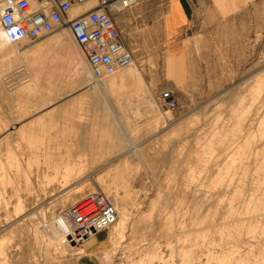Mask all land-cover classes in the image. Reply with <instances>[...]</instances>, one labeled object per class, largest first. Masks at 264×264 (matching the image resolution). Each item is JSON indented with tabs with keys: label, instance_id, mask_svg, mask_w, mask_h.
<instances>
[{
	"label": "rangeland",
	"instance_id": "obj_1",
	"mask_svg": "<svg viewBox=\"0 0 264 264\" xmlns=\"http://www.w3.org/2000/svg\"><path fill=\"white\" fill-rule=\"evenodd\" d=\"M145 1L114 9L140 70L112 93L118 110L131 113L126 127L116 121V135L82 133L91 119H114L90 109L93 89L99 106L110 100L67 30L34 44L0 38V264H70L85 255L84 244L63 243L59 212L97 188L124 219L105 230L103 264H264V0H220L235 6L227 13L195 0L180 46L163 35L165 14L147 19ZM62 34L73 48L50 47L36 89L29 59ZM61 98L69 99L62 111ZM98 137L117 141L77 140Z\"/></svg>",
	"mask_w": 264,
	"mask_h": 264
},
{
	"label": "built area",
	"instance_id": "obj_2",
	"mask_svg": "<svg viewBox=\"0 0 264 264\" xmlns=\"http://www.w3.org/2000/svg\"><path fill=\"white\" fill-rule=\"evenodd\" d=\"M124 0H2L0 24L8 42L34 44L62 29H68L78 43L93 75L102 79L136 64L134 51L114 17V5ZM88 2L87 11L72 10ZM167 97V96H166ZM166 106L174 111V99ZM69 231L63 238L70 246H82L100 231L113 227L118 211L112 198L97 188L59 212Z\"/></svg>",
	"mask_w": 264,
	"mask_h": 264
},
{
	"label": "crops",
	"instance_id": "obj_3",
	"mask_svg": "<svg viewBox=\"0 0 264 264\" xmlns=\"http://www.w3.org/2000/svg\"><path fill=\"white\" fill-rule=\"evenodd\" d=\"M139 1V0H138ZM215 5L219 8V10L223 13L230 12L233 7L231 4H225L226 6H231V7H225L224 3L221 2L220 0H213ZM146 11H147V19L151 23H156L158 21V18L160 17L161 14L166 15V20L161 21V28L163 35L166 39L178 41L179 46L181 44V41L183 40L184 36L189 33V31L192 28V22L194 21L195 17V12H194V4L195 0H146ZM140 2H138L136 5H139ZM224 5V6H223ZM174 15L177 16V19H174ZM167 18L169 21H167ZM121 29V28H120ZM123 32V31H122ZM124 34V33H123ZM181 48V47H180ZM75 73H82L83 71H74ZM86 72V71H85ZM91 73V71H90ZM92 75V73H91ZM91 87V86H90ZM118 90L112 91V93H117ZM98 96V93L95 92V90H92V96H90L89 100L91 104L95 103L96 105H91L89 106L90 109L92 110H97V111H102V110H108L109 114L108 117H111V114L113 116L114 121L105 125H99L95 124L94 121L91 119L90 123L87 125H91V127L85 128L82 133L87 134V133H101L102 135H116L117 134V125L116 121L118 120V123L125 125L126 127V122L125 118L130 119L131 118V113L128 112H122L118 110V104L116 102H112L111 100L109 101L108 105L105 106H99L98 99L96 98ZM81 98H78L77 100H74L73 98V105L75 103L80 102ZM66 101L68 104L69 99H64L62 100L61 98V111L65 110L66 108ZM116 103V104H115ZM123 103V102H122ZM126 105H122V107H125ZM77 109V113H74L73 111ZM74 110L72 111V116L78 117L80 120L82 118L81 114L78 112L80 108L74 107ZM113 112V113H111ZM65 115V113L61 112V117L62 115ZM68 114V113H67ZM101 114V113H100ZM99 116V114H97ZM88 116H91L88 114ZM102 116V114H101ZM161 118H163V114H160ZM81 121V120H80ZM93 125L101 126L103 127L102 130H94L92 128ZM125 133L129 131L128 129L122 130ZM80 141H90V140H96V141H117L116 137H105V138H81L77 139ZM125 155V154H124ZM122 156V154H121ZM128 158H125L122 160L121 163H119L116 167V173L119 175L120 170L122 167H124L128 163ZM109 232L106 233V231H100L96 233L93 237L88 239L84 245H85V250L86 254L74 259L70 264H103L100 258V254L103 250H105L108 246L106 245L107 243L110 244V239H109Z\"/></svg>",
	"mask_w": 264,
	"mask_h": 264
},
{
	"label": "bare ground",
	"instance_id": "obj_4",
	"mask_svg": "<svg viewBox=\"0 0 264 264\" xmlns=\"http://www.w3.org/2000/svg\"><path fill=\"white\" fill-rule=\"evenodd\" d=\"M91 3H93V5L89 6ZM138 3V0H124L120 5H114V9H118V8H122L124 6H127V5H132V4H137ZM0 4L1 6L3 7L2 5V0H0ZM95 5V2H88L86 4H84L83 6L81 7H78V8H75L72 10V14H76V13H81V12H84V11H87L88 9H90L91 7H93ZM1 14V13H0ZM67 30L71 35L72 33L68 30V29H65ZM73 36V35H72ZM0 38H2L3 40H7L6 36H5V33H4V30L0 24ZM73 39H75L73 37ZM76 41V40H75ZM10 43V42H8ZM78 44V43H77ZM16 45V44H15ZM53 46H58L60 47L61 49H64V50H67L69 52H71L72 50V42L70 41V38L68 37V34H62V35H59L58 37H56L53 41L51 42H48L44 45H42V47H40V50L38 51L37 55L35 57H30L29 59V64H30V67L32 68V71L30 69V67H27L26 68V75H28V79L30 81V85H33L36 87V89L40 86L39 85V77L41 75V72L43 71L42 69L44 68L45 66V63L47 60L50 59V47H53ZM79 46V45H78ZM16 53V52H15ZM17 55V54H15ZM34 55V54H33ZM81 55V54H80ZM15 57V56H14ZM54 58H57V56H53ZM6 59V58H5ZM82 59V58H81ZM55 60V59H54ZM60 60V59H59ZM53 61V60H52ZM61 62V61H60ZM58 61V63H60ZM7 63V62H6ZM53 63V62H52ZM87 63V66L89 68V70L91 71L92 73V76L93 78L96 80L95 84L97 85V88L100 89V91L104 94L107 95L106 97V100H112V91H116L118 89H123L126 87L127 83H129L130 78H133V77H139V69L136 64H134L133 66L131 67H127L125 69H122V70H119L117 73H119L120 71H125L126 74H124L120 79H110V80H105L106 78L108 77H111V76H114V75H111V76H107L105 78H102V79H99V78H96L94 75H93V72H92V69L90 67V65L88 64V62L86 61ZM54 64V63H53ZM55 65V64H54ZM12 66V65H11ZM6 67V66H4ZM134 67V68H133ZM8 71L10 72V70L8 69ZM1 72V71H0ZM3 73V72H2ZM1 73V74H2ZM24 73V74H25ZM4 76V75H3ZM136 80V79H134ZM133 80V81H134ZM135 83V82H133ZM139 83V82H138ZM137 83V84H138ZM140 85V84H139ZM29 86V85H27ZM27 88V87H26ZM24 88V89H26ZM116 104V103H115ZM48 107V106H47ZM46 107V108H47ZM45 108V109H46ZM135 145V144H134ZM134 145L133 144H130V147H133L134 148ZM136 148V147H135ZM104 191V190H103ZM105 192V191H104ZM109 195V194H108ZM111 198L112 196L109 195ZM112 200L114 201V204L117 208V211H118V221H119V225H122L123 224V220L122 217H121V209L120 207L116 204V200L112 198ZM64 220V219H63ZM65 221V220H64ZM114 226V225H113ZM69 231V228H68V224L67 222L65 221V235H67ZM109 234V233H108ZM110 235V234H109ZM72 247H75V246H72ZM76 247H79V246H76ZM75 247V248H76ZM119 248V247H118Z\"/></svg>",
	"mask_w": 264,
	"mask_h": 264
},
{
	"label": "water",
	"instance_id": "obj_5",
	"mask_svg": "<svg viewBox=\"0 0 264 264\" xmlns=\"http://www.w3.org/2000/svg\"><path fill=\"white\" fill-rule=\"evenodd\" d=\"M169 94H167L166 96L168 97ZM170 99V98H169Z\"/></svg>",
	"mask_w": 264,
	"mask_h": 264
}]
</instances>
